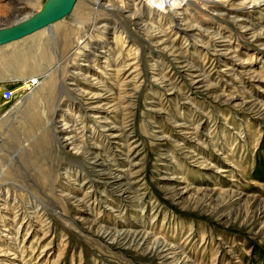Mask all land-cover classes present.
Segmentation results:
<instances>
[{"label": "rangeland", "instance_id": "obj_1", "mask_svg": "<svg viewBox=\"0 0 264 264\" xmlns=\"http://www.w3.org/2000/svg\"><path fill=\"white\" fill-rule=\"evenodd\" d=\"M160 3L0 47V264H264V0Z\"/></svg>", "mask_w": 264, "mask_h": 264}, {"label": "water", "instance_id": "obj_2", "mask_svg": "<svg viewBox=\"0 0 264 264\" xmlns=\"http://www.w3.org/2000/svg\"><path fill=\"white\" fill-rule=\"evenodd\" d=\"M77 0H45L37 12L26 15L9 25L0 26V47L19 41L69 16ZM4 101L0 91V104Z\"/></svg>", "mask_w": 264, "mask_h": 264}, {"label": "bare ground", "instance_id": "obj_3", "mask_svg": "<svg viewBox=\"0 0 264 264\" xmlns=\"http://www.w3.org/2000/svg\"><path fill=\"white\" fill-rule=\"evenodd\" d=\"M7 2H9L10 4H11V8H10V10L8 11V13H9V15H16V13L18 14V12H19V10L21 9L20 8V0H17V3L14 5L13 3H15L14 2V0H6ZM26 1V0H25ZM165 1V3L167 4V6L169 7V8H173L174 6H172L171 4L172 3H176V2H182L183 0H176V1H174V0H164ZM26 4H24V6H25ZM182 5H183V3H181V4H179V3H177V5L174 7V8H177V7H179V8H181L182 7ZM26 7V6H25ZM9 9V8H8ZM21 12V11H20ZM19 12V13H20ZM44 29H46V28H44ZM43 30V29H42ZM41 31V30H40ZM37 32H39V31H37ZM60 35H62L63 37H64V39L66 40L67 38H68V34L67 33H64L63 31H61V34ZM43 46V45H42ZM32 57V56H31ZM12 58V57H11ZM14 58V57H13ZM9 59V58H8ZM10 60V59H9ZM7 63V62H6ZM7 64H9V63H7ZM25 65V64H24ZM23 66V65H22ZM25 67V66H24ZM17 68V67H16ZM18 70H19V68H18ZM19 72V71H18ZM20 73V72H19ZM0 91H2L3 92V97H4V101L0 104V106H2L3 104H5L6 102H8L9 100H10V98H11V93H9L10 91H7L6 89H4V88H0ZM102 127V126H101ZM100 127V128H101ZM106 131H107V129H106ZM71 139V138H70ZM69 141V140H68ZM98 164V163H97ZM96 164V165H97ZM112 179L114 180V181H117L118 180V176L117 175H115V174H113L112 175ZM106 178V177H105ZM108 179H109V177H108ZM111 191V190H110ZM138 235V234H137ZM137 242V241H136ZM161 247V246H160Z\"/></svg>", "mask_w": 264, "mask_h": 264}, {"label": "clouds", "instance_id": "obj_4", "mask_svg": "<svg viewBox=\"0 0 264 264\" xmlns=\"http://www.w3.org/2000/svg\"><path fill=\"white\" fill-rule=\"evenodd\" d=\"M163 5H164V0H161V3L159 5H157V6L163 8ZM173 6L175 7L176 4L174 3Z\"/></svg>", "mask_w": 264, "mask_h": 264}, {"label": "built area", "instance_id": "obj_5", "mask_svg": "<svg viewBox=\"0 0 264 264\" xmlns=\"http://www.w3.org/2000/svg\"><path fill=\"white\" fill-rule=\"evenodd\" d=\"M176 1V0H175ZM182 2H184V0L182 1ZM182 2H178V3H182ZM11 93V92H10Z\"/></svg>", "mask_w": 264, "mask_h": 264}]
</instances>
